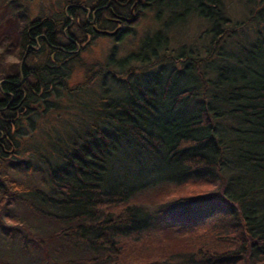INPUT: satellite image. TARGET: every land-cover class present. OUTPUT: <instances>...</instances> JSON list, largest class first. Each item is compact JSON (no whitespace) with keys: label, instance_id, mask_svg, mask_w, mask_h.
<instances>
[{"label":"trees","instance_id":"obj_1","mask_svg":"<svg viewBox=\"0 0 264 264\" xmlns=\"http://www.w3.org/2000/svg\"><path fill=\"white\" fill-rule=\"evenodd\" d=\"M135 1L137 18L171 14L123 61L111 43L84 62L87 21L113 30L116 0L30 18L0 0L22 22L0 78V264H264V0L240 21L224 0ZM189 10L207 41L168 53Z\"/></svg>","mask_w":264,"mask_h":264},{"label":"rangeland","instance_id":"obj_2","mask_svg":"<svg viewBox=\"0 0 264 264\" xmlns=\"http://www.w3.org/2000/svg\"><path fill=\"white\" fill-rule=\"evenodd\" d=\"M26 1L29 3L31 12L29 18L39 15L43 8L48 7L47 0ZM245 1L246 0H224V10L233 21H240L245 18V15L249 16L250 9L245 5ZM152 11L153 10L148 9L145 15L138 18L137 22H135L136 25L131 28L132 30L120 39V43L114 55L115 57H119L120 60L123 61L130 54L137 52L139 50L141 37L143 35L152 34L157 28L163 25V20L171 14V12L169 13L167 11H165L164 14L163 11L158 20H154ZM179 19L180 20H177V18L174 19V22L167 28L163 26L166 29L165 34L168 38L166 44L168 53L170 51H178L182 45L199 48L208 38V32L206 30L210 28V23L193 15L191 10L186 12L185 16L179 17ZM21 25L22 22L13 18L8 8L0 6V78L14 72L16 64L20 61L16 44L18 31ZM112 40L100 34L98 36L96 35L91 41V44L83 50V61L90 62L99 59L102 60L107 53V48L113 43ZM141 65H143L141 62L139 63L129 59V61L125 62L124 67L130 68V66H134L136 68ZM84 75L85 71L82 66L74 67L70 81L77 82L83 80ZM132 80L133 77L128 78V81L131 82ZM8 211L13 215H19L25 219L28 217L34 225L39 223L36 218L26 215L22 210L13 209L10 211V209H8ZM184 220H186V218ZM44 226L49 228L47 225ZM26 256L30 262L33 260L34 256L29 252H26ZM59 258L61 260L63 259L60 255Z\"/></svg>","mask_w":264,"mask_h":264},{"label":"flooded vegetation","instance_id":"obj_3","mask_svg":"<svg viewBox=\"0 0 264 264\" xmlns=\"http://www.w3.org/2000/svg\"><path fill=\"white\" fill-rule=\"evenodd\" d=\"M116 1H117L116 5H115L116 13L113 14L112 17H109V19H106V20L113 21L115 23V28L111 31H108L107 33L110 35L113 34L110 37H112L113 43L116 44L118 47V45L120 43V39L124 35L129 33L132 30L131 28L134 27V25H136L135 22H137L138 18L136 15L137 13H135V11L139 8L137 7V2L135 0H126V1L116 0ZM127 5L129 7H128L127 11H125V7ZM100 9H101V7L96 9V11H98ZM146 11L147 10H145V12ZM104 17L105 16L102 17V20L104 19ZM94 21H95V18L91 19L90 21H87V24H88V26H90L92 32H96L97 34H99L98 31L99 30L102 31V29H98L94 25H92L94 23ZM91 25H92V27H91ZM85 27H86V25H85ZM86 30H88V28ZM111 32H115V33H111Z\"/></svg>","mask_w":264,"mask_h":264},{"label":"water","instance_id":"obj_4","mask_svg":"<svg viewBox=\"0 0 264 264\" xmlns=\"http://www.w3.org/2000/svg\"><path fill=\"white\" fill-rule=\"evenodd\" d=\"M111 33H113V32H111Z\"/></svg>","mask_w":264,"mask_h":264}]
</instances>
